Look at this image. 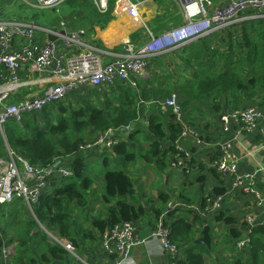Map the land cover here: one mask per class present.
<instances>
[{
	"label": "crops",
	"instance_id": "1",
	"mask_svg": "<svg viewBox=\"0 0 264 264\" xmlns=\"http://www.w3.org/2000/svg\"><path fill=\"white\" fill-rule=\"evenodd\" d=\"M229 1L212 0L215 8L224 7ZM125 3L127 5H124ZM182 3L183 0H123L121 5L117 6L116 3L113 10L115 18L104 28L88 25L84 27L80 24L82 22L70 26V22L67 21V14L73 10L68 7L69 10L65 13H48L49 11L40 13L45 14L46 21H38L39 17H35L34 21L43 25L52 21L50 30L55 32L60 30L62 24L68 30H84L85 35L82 37V41L86 47L95 49L102 56L104 62L108 63L114 61L123 52L125 41L129 40L136 46H141L148 41L149 32L157 34L183 24L185 14ZM65 10L66 7L63 8V12ZM35 14V12L20 5L18 0H0V19L32 20ZM40 26L42 27V25ZM232 29L235 30V33L229 37ZM255 32L252 24L243 22L212 36L213 38H203L194 46L192 45L191 49L186 50L185 47L179 51H172L152 59L149 62L145 77L140 78L135 87L125 84L105 85L100 88L88 87L70 95L64 101L65 106L69 107L70 110H75L84 107L86 102H90L94 107L110 112L112 108L130 101L127 99V93H129L133 101L129 107L135 108L139 117L130 124L134 129L132 134L136 135H134L131 143L130 140L128 143L134 152L145 153L154 143V139L147 134L152 116L158 115L160 112L165 115L164 128L168 137L171 136V126L174 123L173 116H169L168 110L162 108L161 101L165 97L168 98L172 93L178 94L179 87L184 81L196 79L214 69L221 71L232 58L230 41L235 38L240 40V37L245 33L253 35ZM50 35L39 33L37 39L42 42L54 38L53 36L49 37ZM205 40L212 42L206 46V42H203ZM194 49H202L203 54L200 52L197 57L192 58L191 54ZM206 51L208 52L206 53ZM62 55L67 56V53L60 48L57 56ZM20 76L29 84L21 89L16 96H13L10 103H18L24 99L42 95L53 86L49 81V73L43 75L37 73L31 65L24 66ZM243 76L247 77V72H244ZM179 97L184 109L186 126L198 134V136L189 135L180 141V146L184 149L183 154L185 155L182 160L184 162L183 167L173 168L171 166L170 162L176 158L167 151L172 145L169 140L163 145V148L166 149L165 164H159L157 160L148 164L142 160L125 165L113 155L112 151L108 150L102 152L98 150L78 151L71 156L58 157L55 160L54 165L71 169L76 160H83L87 166L86 172L90 179L92 176L88 173V169L90 172L89 165L91 163V166L96 168L93 173L94 177L97 178L99 175L101 178V182L97 184L93 180L95 184L87 191L84 206L74 204V216H79V224H83V228L90 232L79 235L77 239V254L85 262L89 264H116L118 261L114 244H105L108 228L102 232L91 223L92 218L107 220L109 217L107 205L103 198L104 177L101 174L106 171L105 160L110 157L111 168L124 169L133 180L136 194L132 200L127 199V201L144 209L142 217L134 222L137 236L143 239L150 237L156 224L153 212L156 207L167 210L174 203L192 205L194 210L190 212L189 219L192 222H195L196 217L200 219V222L194 224V237L196 244L203 247L202 254L205 264H252L251 244L249 248L244 250H240L237 244L239 240L247 236L250 238L257 227L264 226V137L256 130L240 132L234 123L229 124V131H224L221 119L231 114L232 110L235 109L232 106V101L228 102L224 95H216L215 99L205 98L193 102L186 101L181 94ZM242 98L240 108H247L258 103L264 110L263 88H260L255 96H250L245 92L242 94ZM53 114L54 116L49 112L43 114L44 120L46 117L57 118L60 116L57 112H53ZM89 135L86 143L90 142L89 139L96 134L94 135L90 131ZM0 136L6 142L4 128L0 129ZM129 137L120 135L119 140L126 141ZM221 145L229 147L238 159L235 163L236 171L234 174L223 173L217 168V163L222 154ZM7 148H10L9 145ZM7 148L4 158L7 157ZM109 153L111 154L109 155ZM102 166L104 170H100ZM163 166L164 168H162ZM248 174H252L253 177L246 179L245 176ZM238 181H242L243 184L236 188L234 183ZM59 182L57 186L53 184L55 182L48 184L47 192L52 193V196L58 188L66 186H61L62 184ZM216 189L225 191L223 194H216ZM162 194L170 197L166 207L160 204L159 199ZM257 194L261 195L262 200L256 198ZM215 196H224L222 207L217 213H208L206 212L207 201ZM124 199L126 200V198ZM22 203L21 205L11 203L10 206L4 208V217L3 219L1 217L0 222V238L4 239V244L10 248L11 253L8 260H5L1 255L0 264H19V261L16 262V259H19L15 257L16 249L20 243L18 236L24 234L27 228L26 226L22 227L20 221L27 222L31 219L30 216L25 215V211H30L27 204ZM183 211L189 210L180 209L176 216H180ZM221 213L235 219L236 224L228 225L225 222L216 221L215 216ZM205 227H210V247L198 242L203 238ZM39 228L42 230L40 225ZM232 229H236L240 233L243 232L242 238L232 237L230 234ZM34 232L30 236L34 235ZM260 233L264 234L263 228ZM260 238L264 239L263 235ZM130 257L136 264H168L171 260L170 255L159 252L154 246L147 247L145 245L134 247ZM67 258V264H81L70 253ZM50 264L56 263L51 262Z\"/></svg>",
	"mask_w": 264,
	"mask_h": 264
},
{
	"label": "built area",
	"instance_id": "2",
	"mask_svg": "<svg viewBox=\"0 0 264 264\" xmlns=\"http://www.w3.org/2000/svg\"><path fill=\"white\" fill-rule=\"evenodd\" d=\"M69 0H18L20 5L35 12L55 11ZM123 0H116L117 6ZM97 9L105 13L109 9L110 0H95ZM124 5H127L125 3ZM185 22L157 34L149 32L148 41L136 46L132 41L123 43V52L114 61L104 62L95 49L88 48L82 41L84 30H68L62 24L58 32L50 30L33 19H0V129L12 122L19 123L28 114L42 113L53 105L64 102L80 90L88 87L100 88L105 85L125 84L135 87L140 78L145 77L149 62L161 55L179 51L205 37H212L223 31L240 25L243 22L264 20V0H230L224 7L215 8L212 0H183ZM42 25V27L40 26ZM39 33L51 34L50 38L38 41ZM19 47V49H17ZM64 49L67 56H57L59 49ZM70 52V53H68ZM31 65L40 74L49 73V81L53 86L44 94L24 99L18 103H10L21 89L29 83L21 79V69ZM162 108L171 110L174 123L182 130L176 142L178 154L171 162L173 168L184 165V149L180 141L189 135L198 136L184 121V109L177 93L161 101ZM224 131H229V124L234 123L238 131H259L264 137V110L257 105L232 110L231 114L222 117ZM132 126L110 129L98 135L91 143L81 147V151L98 150L113 151L120 143V135L125 137L133 133ZM221 156L217 168L223 173H235L236 155L226 145L220 146ZM72 169L56 165L32 166L24 158L8 150V157L0 159V207L9 205L17 199H23L34 214L42 195L47 191L50 182H57L72 177ZM252 174L245 176L251 179ZM242 181L234 183L239 188ZM262 200L260 194L256 195ZM224 201V196H215L207 201L206 212L217 213ZM169 209H185L192 211L194 206L174 203ZM153 227L149 238L136 235L135 226L131 222H123L112 226L106 233L105 244L113 243L118 261L116 264H136L130 257L132 249L145 245L155 247L159 252L171 256L168 264H180V247L171 242V231L165 224L166 212ZM1 222V217H0ZM41 229L56 244L71 252L81 264H89L75 254V247L56 233ZM251 239L247 236L237 244L240 250L249 248ZM11 251L4 244L2 255L8 260Z\"/></svg>",
	"mask_w": 264,
	"mask_h": 264
},
{
	"label": "trees",
	"instance_id": "3",
	"mask_svg": "<svg viewBox=\"0 0 264 264\" xmlns=\"http://www.w3.org/2000/svg\"><path fill=\"white\" fill-rule=\"evenodd\" d=\"M67 5L73 10L67 20L70 22V26L82 22L80 24L84 27L88 25L104 28L115 18L113 10L116 7V0L110 1L109 9L105 13H101L97 9L95 0H69ZM40 13H36L32 19L39 17L38 21H46L45 14ZM249 24L253 25L256 32L253 35L245 33L240 37V40L230 43L232 58L223 69L221 71L214 69L196 79L184 81L179 87L178 95L181 94L186 101L190 102L205 98L215 99L216 95H224L228 102L232 101V106L235 109H240L243 93L247 92L250 96H255L260 88L264 89V20ZM232 34L230 32L229 37ZM203 42H206L207 46L212 41L205 40ZM194 44L192 45L194 46ZM192 45L185 49H191ZM200 52L203 54L202 49H194L191 57H197ZM244 72H247V77L243 76ZM127 99L131 102H123L118 107L112 108L110 112L94 107L90 102H86L84 107L75 110H70L64 102H60L45 109L42 113L28 114L23 117L21 122H12L4 128L6 142L0 136V159H4L5 150L9 145L14 153L26 159L33 166L54 165L58 157H68L81 151V147L85 145L90 136V131L97 136L110 129H120L135 122L139 113L135 108L129 107L133 104L129 93H127ZM47 112L53 116V112H57L60 116L57 118L46 117L44 120L43 114ZM167 112H169V116L172 115L171 110ZM164 117L162 112L151 117L147 134L154 139V143L145 153L140 152L139 154L130 149L129 144L136 135L131 134L128 140L120 142L113 149V155L125 165L142 160L148 164L156 160L159 164H165L166 149L163 148V145L169 140L172 145L167 151L173 155L178 154L175 141L179 139L182 130L173 123L170 131L171 136L168 137L164 128ZM129 140L130 143H128ZM109 158L105 160L106 171L101 174L104 177L103 198L109 217L107 220L96 217L91 219L93 226L102 232H105L110 226L123 222H136L144 214V209L141 206L136 207L127 201V199L132 200L136 194L132 178L122 168L112 169ZM72 169L73 176L59 182L62 184L61 186H66L58 188L53 196L43 198L41 204L34 209V214L47 231L66 238L77 247L78 236L90 232L83 228V224H79L80 217L74 216V204L77 203L79 206L86 204V193L95 182L88 177L87 166L83 160H76ZM53 184L58 185L56 182ZM224 191L216 189L215 193L223 194ZM159 200L160 204L166 207L170 197L162 194ZM15 203L21 205L22 200L18 199ZM10 205L0 207L2 219L4 208ZM165 211L166 209L164 210L162 207H156L153 210L154 221L157 222ZM178 211L180 209H169L166 212L165 224L171 231V242L180 247V264H205L202 254L203 247L196 244L194 237V224L200 222L199 217H196L195 222H192L189 219L191 211H183L180 216H176ZM30 212L25 211V215L31 217L29 221H20V225L27 228L24 234L18 236L20 243L16 249L15 257L19 260L16 259V262L19 261V264H50L51 262L67 264L69 252L49 239L43 230H39V225ZM215 220L228 225L236 224L235 219L223 213L216 215ZM262 228L264 232V226L257 227L250 237L252 264H264V239L260 238L261 235L264 237V234L260 233ZM32 232L34 235L30 236ZM230 234L234 238L241 239L243 232L240 233L236 229H232ZM3 246L4 239L0 238V257Z\"/></svg>",
	"mask_w": 264,
	"mask_h": 264
},
{
	"label": "rangeland",
	"instance_id": "4",
	"mask_svg": "<svg viewBox=\"0 0 264 264\" xmlns=\"http://www.w3.org/2000/svg\"><path fill=\"white\" fill-rule=\"evenodd\" d=\"M64 7H66V10L63 12V8ZM71 9V7L69 6V5H67V3L65 4V5H63V6H61L59 9H57V10H55V11H49L48 13H65L66 11H68L69 9ZM71 13H68L67 14V16H69ZM45 26H47V27H52V21H50V22H47V25H45ZM53 26H55V25H53ZM179 26V25H178ZM231 33H235V30H233V31H231ZM235 41H238V39L237 38H235L234 40H231L230 42H235ZM253 105H257L260 109H262L263 110V108L261 107V106H259L258 105V103H254ZM98 136H92L90 139H89V141L90 142H88V143H91V142H93L96 138H97ZM88 143H86V144H88ZM111 153H109V155H110ZM113 165H115V164H113ZM90 172H89V169H88V173H90V176H92L91 178L96 182V184L98 183V182H101V178H100V176L99 175H97L98 177L97 178H95L94 177V175H93V173H94V171H95V167L94 166H91V163H90ZM101 169H103V166L100 168V170ZM116 169H120V168H117L116 167ZM104 170V169H103ZM94 177V178H93ZM102 186V185H101Z\"/></svg>",
	"mask_w": 264,
	"mask_h": 264
},
{
	"label": "bare ground",
	"instance_id": "5",
	"mask_svg": "<svg viewBox=\"0 0 264 264\" xmlns=\"http://www.w3.org/2000/svg\"><path fill=\"white\" fill-rule=\"evenodd\" d=\"M10 148H8L7 149V157H8V150H9ZM11 150V149H10ZM16 154V153H15ZM17 155V154H16ZM19 156V155H18ZM6 157V158H7ZM21 157V156H20ZM6 158H4V159H6ZM23 158V157H22ZM26 160V159H25ZM27 161V160H26ZM28 162V161H27ZM30 164V163H29ZM31 165V164H30ZM33 166V165H32ZM68 178H70V177H68ZM68 178H66V179H68ZM63 180H65V179H63ZM58 182L59 181H57L56 183L58 184ZM59 184H61V183H59ZM50 196H52V193H48L47 191L42 195V197H41V199H40V201L38 202V204H37V207L40 205V203H41V200L43 199V198H48V197H50ZM18 200V199H17ZM20 200H22L23 201V203L24 204H26V201L25 200H23V199H20ZM16 202V200L13 202V203H15ZM33 216H34V219L37 221V223L40 225V226H42L40 223H39V220L36 218V216H35V214H33ZM134 226H135V223L134 222H131ZM121 224V223H120ZM117 225H119V224H117ZM115 226V225H114ZM110 227H112V226H110ZM109 227V228H110ZM108 228V229H109ZM136 229V228H135ZM108 231V230H107ZM46 236L47 237H49V235H47L46 234ZM60 236V235H59ZM71 243V242H70ZM72 244V243H71ZM73 245V244H72ZM74 246V245H73ZM75 247V246H74ZM63 248V247H62ZM75 249H76V247H75ZM68 252V251H67ZM70 254H72L71 252H69ZM75 254L78 256V254H77V249H76V251H75ZM73 255V254H72ZM76 257V256H75ZM88 263V262H87Z\"/></svg>",
	"mask_w": 264,
	"mask_h": 264
},
{
	"label": "water",
	"instance_id": "6",
	"mask_svg": "<svg viewBox=\"0 0 264 264\" xmlns=\"http://www.w3.org/2000/svg\"><path fill=\"white\" fill-rule=\"evenodd\" d=\"M50 40L51 41H55L54 38H50ZM56 166H58V165H56ZM198 242L210 247V245H211L210 227H205L204 228V230H203V238L200 239Z\"/></svg>",
	"mask_w": 264,
	"mask_h": 264
}]
</instances>
